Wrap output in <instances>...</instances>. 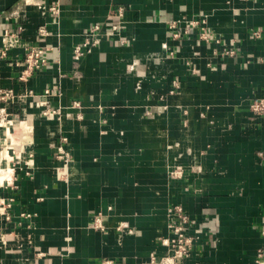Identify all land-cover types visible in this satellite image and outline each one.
Masks as SVG:
<instances>
[{"label":"crops","instance_id":"crops-1","mask_svg":"<svg viewBox=\"0 0 264 264\" xmlns=\"http://www.w3.org/2000/svg\"><path fill=\"white\" fill-rule=\"evenodd\" d=\"M203 16L212 39L199 25L173 36ZM96 24L99 43L74 61ZM35 46L48 64L21 81ZM1 49L0 87L22 125L10 137L0 126V264H156L177 203L197 236L179 264L254 263L264 116L249 104L264 98V0H0ZM46 105L60 114L47 117Z\"/></svg>","mask_w":264,"mask_h":264},{"label":"built area","instance_id":"built-area-1","mask_svg":"<svg viewBox=\"0 0 264 264\" xmlns=\"http://www.w3.org/2000/svg\"><path fill=\"white\" fill-rule=\"evenodd\" d=\"M48 10L52 14H57L59 12V7L57 3H54L48 7ZM123 15V9H118V18L122 17ZM116 20L111 26L112 32L116 33L119 31V25L120 20ZM206 17L203 16L199 20H188L185 22V29L182 31L180 29L173 31L174 37H180L181 33H185L186 30L190 26H196L199 25L200 31H199V39L208 41L212 39L211 32L207 28V21ZM177 22H170V27L176 28ZM102 32V27L100 24H96L93 27H91L88 31H86L83 35L82 40L75 44L72 49V56L74 61L78 62L80 59L84 57V55L89 51L91 48L95 47L100 40ZM39 33L41 36L46 34V31L44 28L39 29ZM255 35H259V32L256 31ZM228 54H233V50L226 51ZM5 54V49L0 50V55ZM21 65L23 66V69L20 71L18 79L21 81H27L35 72L39 71L42 67L46 66L48 64V55L43 46H35V47H29L23 56V58L20 61ZM174 87H178V83L174 82ZM53 89L47 88L44 90V94H50L53 93ZM28 93L32 94V90H28ZM15 95L12 91V89L8 88H1L0 87V122L5 123L8 121L9 118L15 117L16 114L11 113L8 110V106H10L14 101ZM43 104L45 102H42ZM73 105L79 106L78 101H74ZM250 110L257 114V115H263L264 116V98H256L249 104ZM43 114L47 117H54L60 114V110L54 107H49V105H46L43 109ZM13 117V118H14ZM5 145V143H4ZM5 148V146H4ZM4 148H1L0 150V159L4 157ZM62 154V153H61ZM64 155H60V158L63 159ZM10 162V161H9ZM8 162L9 166L10 163ZM11 167V166H10ZM13 171V167H11ZM173 176L178 177L180 176V172H176L173 174ZM7 179H4L0 184L7 183ZM12 198H8L6 201L3 202L4 207L2 209V214L4 215V218L6 220L9 219L10 215L7 212V209L10 207ZM22 215H28V214H22ZM189 225H190V218L187 215V213L184 211V208L181 204L177 203L171 206L168 209V215H167V235L161 238V243L165 245L169 252L168 254L156 258L154 255H151V261L155 262L156 264H179L183 259L189 256L190 251L192 249L193 243L196 239V235H193L189 231ZM93 226L96 228H102L103 223L101 219V215L98 214L96 218L94 219ZM262 233L264 234V220L262 222L261 226Z\"/></svg>","mask_w":264,"mask_h":264},{"label":"bare ground","instance_id":"bare-ground-1","mask_svg":"<svg viewBox=\"0 0 264 264\" xmlns=\"http://www.w3.org/2000/svg\"><path fill=\"white\" fill-rule=\"evenodd\" d=\"M28 123V122H27ZM22 125V122L19 121V119L16 118H9L8 121H6L5 123H1L0 122V126H3L5 128V132L6 135H8L10 137V135H12L13 133H15V131L17 132L18 128ZM27 134V133H26ZM15 135V134H14ZM24 135V133H23ZM29 135V134H28ZM20 136V135H19ZM22 138V137H21ZM5 141V139H4ZM17 142V141H16ZM5 143V142H4ZM23 144V143H22ZM20 152V151H19ZM7 158H9V153H8V147L7 144L5 143V148H4V157H2L0 159V170L2 169H7ZM9 169V168H8ZM7 172V171H6ZM63 173V172H61ZM60 174V173H59ZM6 174L5 172L0 171V179H5Z\"/></svg>","mask_w":264,"mask_h":264},{"label":"rangeland","instance_id":"rangeland-1","mask_svg":"<svg viewBox=\"0 0 264 264\" xmlns=\"http://www.w3.org/2000/svg\"><path fill=\"white\" fill-rule=\"evenodd\" d=\"M4 133V131H3ZM4 142L2 140V138L0 139V150L1 148H4ZM13 160H11L9 163H10V166L13 167ZM6 183H4L5 185ZM261 233H262V230H261ZM263 235V238H264V234L262 233ZM253 264H264V242H263V245H261V247L257 250V255H256V258L254 260V263Z\"/></svg>","mask_w":264,"mask_h":264}]
</instances>
